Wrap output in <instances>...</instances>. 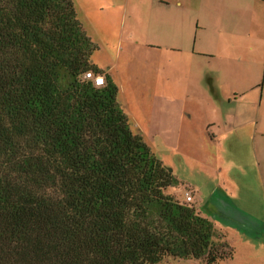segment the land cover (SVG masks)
<instances>
[{
  "label": "trees",
  "instance_id": "16d2710c",
  "mask_svg": "<svg viewBox=\"0 0 264 264\" xmlns=\"http://www.w3.org/2000/svg\"><path fill=\"white\" fill-rule=\"evenodd\" d=\"M97 49L73 0H0V264L231 258L193 192H170Z\"/></svg>",
  "mask_w": 264,
  "mask_h": 264
},
{
  "label": "crops",
  "instance_id": "0c3cea01",
  "mask_svg": "<svg viewBox=\"0 0 264 264\" xmlns=\"http://www.w3.org/2000/svg\"><path fill=\"white\" fill-rule=\"evenodd\" d=\"M112 8L135 42L146 37L156 53L158 117L187 121L181 142L210 146L224 159L209 195L224 222L216 233L233 249L224 264H240L243 248L250 252L244 263H257L264 247V0H118Z\"/></svg>",
  "mask_w": 264,
  "mask_h": 264
},
{
  "label": "rangeland",
  "instance_id": "374dc122",
  "mask_svg": "<svg viewBox=\"0 0 264 264\" xmlns=\"http://www.w3.org/2000/svg\"><path fill=\"white\" fill-rule=\"evenodd\" d=\"M73 1L78 18L87 32L95 36L94 41L99 46L93 54V61L113 71L120 87L119 101L131 119L133 130L145 138L155 155L172 168L178 178L179 185L171 187L170 192L184 199L188 189L201 190L203 195L194 194L195 203L202 213L215 223L222 222L223 224L219 225L222 227L220 229L224 230V222L217 215L219 206L209 197L213 184L220 182L218 170L224 159H220L210 146L205 149L204 145L195 148L186 146V142H181L179 138L182 135L184 139L187 133L183 134L179 131V127L181 128L182 123L187 124V121L178 124L176 117L170 116L163 122V118L158 117V98H155L158 80L157 59L153 58L156 53L151 52L146 37L139 36L137 43L136 35L122 28L120 10L112 8V3L118 0ZM121 41L126 44L121 45ZM214 239L217 243L224 240L219 235L214 236ZM249 253L247 248L241 250L240 264H245L244 258L248 257ZM255 262V264H264V247ZM159 264L206 263L201 260L167 257ZM218 264H224V260Z\"/></svg>",
  "mask_w": 264,
  "mask_h": 264
},
{
  "label": "built area",
  "instance_id": "2783aa9c",
  "mask_svg": "<svg viewBox=\"0 0 264 264\" xmlns=\"http://www.w3.org/2000/svg\"><path fill=\"white\" fill-rule=\"evenodd\" d=\"M85 78L91 80L96 86H104L106 84V78L102 74H95L93 71L87 72ZM188 200H192V194L190 191L186 193Z\"/></svg>",
  "mask_w": 264,
  "mask_h": 264
},
{
  "label": "water",
  "instance_id": "95a60500",
  "mask_svg": "<svg viewBox=\"0 0 264 264\" xmlns=\"http://www.w3.org/2000/svg\"><path fill=\"white\" fill-rule=\"evenodd\" d=\"M170 170H172V168H170Z\"/></svg>",
  "mask_w": 264,
  "mask_h": 264
}]
</instances>
